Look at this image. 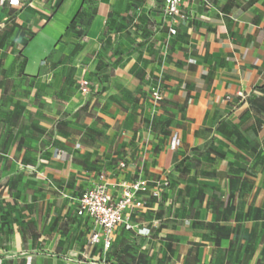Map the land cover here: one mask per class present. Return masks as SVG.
<instances>
[{
	"label": "crops",
	"instance_id": "crops-1",
	"mask_svg": "<svg viewBox=\"0 0 264 264\" xmlns=\"http://www.w3.org/2000/svg\"><path fill=\"white\" fill-rule=\"evenodd\" d=\"M36 2L21 75L0 49V264H264V0ZM101 173L170 181L108 254L76 215Z\"/></svg>",
	"mask_w": 264,
	"mask_h": 264
},
{
	"label": "built area",
	"instance_id": "built-area-1",
	"mask_svg": "<svg viewBox=\"0 0 264 264\" xmlns=\"http://www.w3.org/2000/svg\"><path fill=\"white\" fill-rule=\"evenodd\" d=\"M164 6V15L172 25L187 19L183 11L185 2L196 0H161ZM34 0H0L1 8H12L21 10L32 6ZM170 35L175 36V28L170 29ZM80 91L86 99L91 95L99 93V86L90 80L84 79L80 82ZM152 102L155 106L164 100L161 84L151 92ZM181 146V140L177 134L171 137L170 147L177 150ZM79 147V146H78ZM67 157L63 151L56 152V159L62 160ZM120 169L127 168V162L120 163ZM170 186L169 177L163 180L150 182L138 176L133 180L122 178L112 183L107 174L101 173L97 181L78 198L76 215L92 223L93 231L90 234L89 247H99L103 253L108 254L114 244L116 230L124 227L125 230H133L132 219L144 213L149 208L151 199H161L164 190ZM141 235L147 236L148 230H141ZM94 264V263H93Z\"/></svg>",
	"mask_w": 264,
	"mask_h": 264
},
{
	"label": "rangeland",
	"instance_id": "rangeland-1",
	"mask_svg": "<svg viewBox=\"0 0 264 264\" xmlns=\"http://www.w3.org/2000/svg\"><path fill=\"white\" fill-rule=\"evenodd\" d=\"M48 1L50 0H37L35 6L40 3H47ZM59 2L60 0H54L53 5L49 9V14L53 13L54 9L58 7ZM39 13L40 12L33 7H29L25 12L21 13H13V11L8 8L3 10L0 9V32L2 34L0 49L4 51L6 55L9 53L17 55L18 61L16 63V68L18 69L19 75L22 74L24 67L21 54L36 32L38 22H36L34 18ZM45 17L48 18V15H45ZM16 178L18 181L16 194L22 196L25 191L20 183L23 180V175H17Z\"/></svg>",
	"mask_w": 264,
	"mask_h": 264
},
{
	"label": "trees",
	"instance_id": "trees-1",
	"mask_svg": "<svg viewBox=\"0 0 264 264\" xmlns=\"http://www.w3.org/2000/svg\"><path fill=\"white\" fill-rule=\"evenodd\" d=\"M74 24H75V23H72V25L70 26V29H72V28H73Z\"/></svg>",
	"mask_w": 264,
	"mask_h": 264
},
{
	"label": "snow or ice",
	"instance_id": "snow-or-ice-1",
	"mask_svg": "<svg viewBox=\"0 0 264 264\" xmlns=\"http://www.w3.org/2000/svg\"><path fill=\"white\" fill-rule=\"evenodd\" d=\"M16 2V0H13V3H15Z\"/></svg>",
	"mask_w": 264,
	"mask_h": 264
}]
</instances>
